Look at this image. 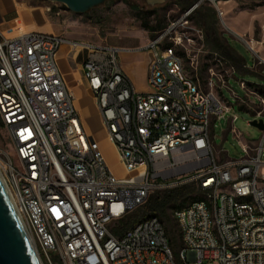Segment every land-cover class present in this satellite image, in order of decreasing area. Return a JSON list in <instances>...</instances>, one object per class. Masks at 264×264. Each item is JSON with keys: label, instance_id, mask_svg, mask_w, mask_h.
<instances>
[{"label": "built area", "instance_id": "obj_1", "mask_svg": "<svg viewBox=\"0 0 264 264\" xmlns=\"http://www.w3.org/2000/svg\"><path fill=\"white\" fill-rule=\"evenodd\" d=\"M230 1L199 0L172 25L188 24L202 3L223 19L220 4ZM169 33L144 48L146 93L125 74L121 48L0 33V134L13 151L0 148V174L41 264H179L158 217L115 231L156 191L190 183L203 199L172 213L181 264H264V129L258 142L242 145L240 159L220 162L213 147L218 123L233 109L223 92L264 125V85L238 81V96L229 85L232 67L231 75L213 73L212 89L202 90L177 53L180 37ZM64 45L83 55V79L126 177L115 174L85 128L58 67ZM237 118L228 120L240 139Z\"/></svg>", "mask_w": 264, "mask_h": 264}, {"label": "rangeland", "instance_id": "obj_2", "mask_svg": "<svg viewBox=\"0 0 264 264\" xmlns=\"http://www.w3.org/2000/svg\"><path fill=\"white\" fill-rule=\"evenodd\" d=\"M191 1L193 2V0H108L85 14L73 13L60 3L44 2V4L53 16L52 22L59 27L60 33L65 38L121 48L125 50L121 53V62L132 54L142 56L145 53V46L160 33V31L155 33L146 31L141 21L134 17L132 8L142 10L146 14L151 13V26L162 25L164 30L170 28L169 37H180L181 47L177 49V53L183 59L186 74L198 82L202 90L210 91L212 89L210 79L213 73L227 76V73L229 75L234 73L235 69L233 70L226 60L211 53V46L207 44V40L217 36L201 29L195 19L189 21L188 24L181 23L173 27L172 24L180 20L192 7L188 6ZM195 1L197 4L199 0ZM203 7L215 11L218 37L224 36L229 46L246 65L247 72H235L229 82L230 87L238 96L243 97L244 92L238 81L264 85V66L258 65L256 55L249 48V46L254 47L257 54L264 58V2L257 4L236 0L220 4V10L224 13L223 19L219 17L212 5L202 3L198 8ZM233 50L231 51L235 54ZM136 69L138 72L139 66H136ZM139 84L143 92L149 91L144 80ZM223 96L233 105V109L232 114L227 116V120L218 123L213 133V147L221 150L226 158L237 160L244 156L242 145L258 142L262 131L250 124L255 119L253 114L240 110L230 93L224 91ZM233 115L238 117L234 128L242 135L240 139L230 131L232 125L228 119ZM85 121L91 134L104 151L109 166L117 176L126 177L114 148L102 128L100 119L88 112ZM0 148L8 150L13 155L12 148L2 133L0 134ZM215 155L221 162L225 160L223 154L218 156L215 151ZM184 186L196 187L197 184L190 183ZM176 189L168 188L156 191V193L165 194ZM143 206L137 208L131 215L140 217L144 212ZM173 211L172 208L166 210L169 220L167 224L164 221L163 223L172 231L171 235L179 238L180 242V230L172 217ZM139 217L137 219H140Z\"/></svg>", "mask_w": 264, "mask_h": 264}, {"label": "crops", "instance_id": "obj_3", "mask_svg": "<svg viewBox=\"0 0 264 264\" xmlns=\"http://www.w3.org/2000/svg\"><path fill=\"white\" fill-rule=\"evenodd\" d=\"M45 6L44 1L40 0H0V33L7 38H13L21 32H38L59 35L65 38L60 33L59 27L52 22L53 16L49 8ZM120 56L121 53L119 55V62L135 90L139 93H146L138 85H140L139 83L142 80L147 84L150 62L148 53L145 52L142 56L132 54L124 58L123 62H121ZM82 63L83 55L73 50L69 45H64L60 49L58 55L59 70L63 74L67 86L73 92L76 99V108L85 124L87 132L91 134L85 123V117H87L88 112L99 119L100 117L96 104L94 100L92 102L93 98L83 79ZM136 66H139L140 70L138 72ZM214 150L218 156L219 154H223L225 157V154L218 148ZM217 159L219 160V158ZM227 159L225 157V160Z\"/></svg>", "mask_w": 264, "mask_h": 264}, {"label": "trees", "instance_id": "obj_4", "mask_svg": "<svg viewBox=\"0 0 264 264\" xmlns=\"http://www.w3.org/2000/svg\"><path fill=\"white\" fill-rule=\"evenodd\" d=\"M196 4V1H191L188 6H193ZM132 11L134 12V17L141 21L142 27L146 31H150L151 33H155L158 31H163L165 28L162 25H156L151 26L150 25V14H146L142 10L132 8ZM191 20L195 19L197 25L203 29L206 30L208 34L216 35L217 37L212 38L211 40H207V44L211 46V53L213 55H217L222 60H226L234 69L235 72H244L246 73V65L244 61L239 57L238 54L229 46L227 40L224 36L218 37V31H217V18L216 13L212 9H206V8H198L194 11ZM205 31V32H206ZM211 36V35H210ZM233 50L235 54L231 51ZM249 86H257L255 84H249ZM202 195L200 194L199 187H191V186H182L180 188H177L176 190L172 192H168L165 194L161 193H154L152 194L146 203L143 206V214L140 215V217L137 215H129L125 220H123L120 223V227L117 228L115 231L117 234H120L122 231H126L131 229L135 226L138 222L151 218V217H158L160 221L163 223V221L167 224L169 218L166 214V210L168 208L180 209L184 208L191 203L195 201H201ZM140 219H137V218ZM161 217V218H160ZM164 225V223H163ZM165 227V226H164ZM167 231V235L169 238L170 245L174 251L175 257L177 258L179 264H181L179 260V252L182 249V243H181V235H180V242L179 238L171 235L170 229L165 227ZM171 235V236H170Z\"/></svg>", "mask_w": 264, "mask_h": 264}, {"label": "water", "instance_id": "obj_5", "mask_svg": "<svg viewBox=\"0 0 264 264\" xmlns=\"http://www.w3.org/2000/svg\"><path fill=\"white\" fill-rule=\"evenodd\" d=\"M60 3L73 13L85 14L108 0H40ZM252 126L264 129L262 122ZM0 264H41L24 224L0 174Z\"/></svg>", "mask_w": 264, "mask_h": 264}, {"label": "bare ground", "instance_id": "obj_6", "mask_svg": "<svg viewBox=\"0 0 264 264\" xmlns=\"http://www.w3.org/2000/svg\"><path fill=\"white\" fill-rule=\"evenodd\" d=\"M30 238V237H29ZM31 240V239H30ZM31 243H32V245H33V247H34V249H35V251H36V253L38 254V252H37V250H36V248H35V246H34V244H33V242L31 241Z\"/></svg>", "mask_w": 264, "mask_h": 264}]
</instances>
